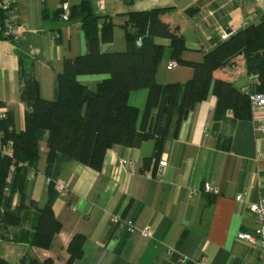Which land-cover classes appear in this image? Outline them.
Returning a JSON list of instances; mask_svg holds the SVG:
<instances>
[{"label":"crops","instance_id":"obj_1","mask_svg":"<svg viewBox=\"0 0 264 264\" xmlns=\"http://www.w3.org/2000/svg\"><path fill=\"white\" fill-rule=\"evenodd\" d=\"M7 1L18 38L12 43L1 37L4 33L0 36V101L4 111L14 114V130L21 132L26 107L20 100L19 57L38 82L40 97L51 101L63 61L84 55L86 39L79 21L62 20L59 0ZM82 1L91 3L100 25L106 19L113 25V41L101 43V53L125 50L130 14L168 10L162 20L179 28L186 50L176 62L169 41L155 39L164 47L155 75L160 86L190 80L193 70L183 62H202L205 53L227 39L225 34L257 24L264 16V0H67L69 16L71 7ZM190 8L198 9L193 16L185 12ZM171 62L176 66L170 67ZM245 69L243 59L229 71L230 77L216 76L231 81L236 90L250 83L256 86L257 78ZM108 77L78 76L77 82L94 91ZM146 98V90L128 96V104L139 113L138 127ZM216 105L212 94L196 104L177 138L166 140L158 158L155 140L144 141L139 134L133 146L108 149L100 171L76 161L66 164L55 181L58 194L52 206L61 231L48 249L35 247L38 215L24 210L19 227L0 229V260L20 264L28 257L66 264L71 238L83 235V255L71 264H259V250L239 241L237 234L253 233L256 227L246 207L264 197V133L257 130L253 118L240 121L227 114L215 123ZM257 114L264 116V111ZM47 152L45 141L40 142L39 162L28 172L22 190L26 207L35 202L41 208L48 202ZM146 158L151 159L148 169L166 161L160 181L142 174ZM120 159L130 164L120 167ZM204 183L217 187L219 194L203 193ZM192 190L200 193L192 197ZM238 194L243 195V203L235 201ZM20 196L14 194L12 208ZM115 215L131 220L134 232L116 228ZM143 228H149L152 236H143Z\"/></svg>","mask_w":264,"mask_h":264},{"label":"trees","instance_id":"obj_2","mask_svg":"<svg viewBox=\"0 0 264 264\" xmlns=\"http://www.w3.org/2000/svg\"><path fill=\"white\" fill-rule=\"evenodd\" d=\"M67 0H59L60 5ZM198 9L185 12L193 16ZM168 10L157 9L132 13L126 25V48L121 52L101 53V43L113 41V25L108 19L100 25L89 1L71 7L69 21H79L86 39V53L71 60H64L62 71L56 77L54 100L40 97L38 82L19 57L18 73L20 100L25 104L24 129L14 130V114L4 111L0 101V229L21 225V212L35 210L38 222L34 228L33 245L48 249L61 225L54 216L52 206L57 198L54 184L66 164L76 161L94 171H100L104 155L114 146H133L136 138L155 140L158 158L166 140L178 136L180 126L192 108L212 94L217 99L214 122L218 123L231 114L234 120L252 119L248 97L236 90L231 81L216 76L221 73L230 77V70L237 61L245 60L249 75L255 72L257 85L253 92L264 93V16L257 24L248 25L233 32L212 50L204 54L200 63L183 62L193 70V77L184 84L160 86L156 83V67L162 58L164 47L155 39L169 41L172 59L186 50V40L178 27L162 20ZM61 11H59L60 15ZM8 25V19L0 8V36ZM15 43L12 38L1 36ZM138 38L141 44L136 45ZM239 69H236L238 71ZM108 75L94 91L81 86L78 76ZM253 76V75H252ZM146 90L147 98L137 126L138 110L128 104L131 92ZM47 148L46 176L48 202L39 208L35 202L29 207L23 203L22 190L28 172L35 169L40 159V142ZM11 146L12 156L2 154ZM151 159L143 160V170ZM26 164L27 166H21ZM14 172L8 179L10 168ZM21 194L18 204L12 208L13 196ZM83 235H74L67 247L66 264L83 255ZM0 264H9L0 260ZM20 264H51L50 260L39 262L23 258Z\"/></svg>","mask_w":264,"mask_h":264},{"label":"built area","instance_id":"obj_3","mask_svg":"<svg viewBox=\"0 0 264 264\" xmlns=\"http://www.w3.org/2000/svg\"><path fill=\"white\" fill-rule=\"evenodd\" d=\"M0 8L5 13L8 19V25L6 30L4 31V36L7 38H12L16 41L18 38V31L16 28L15 21L10 16V4L7 0H0ZM61 8V18L64 21L69 20V6L68 4L62 3L60 5ZM233 32L227 33L224 35V38H228ZM141 44V38H138L136 41V45ZM170 67H175L176 63L171 62ZM240 92L245 94L250 102L251 110H252V118L256 122L257 130L264 133V116H260L257 113L264 111V93H255L253 92V85L247 84L246 86L240 89ZM4 112L0 110V117H4ZM2 154L12 156L11 146L8 145L5 149H3ZM120 167H127L130 164V161L127 159H120L118 162ZM21 166L26 167V164H21ZM166 167V161H159L158 164L151 169L145 170L142 174L148 179H154L160 181L164 175ZM14 172V167L11 166L10 173L8 179L11 174ZM32 175V174H31ZM202 192L208 194L210 196H217L219 194V189L215 186L210 185L209 183H204L202 187ZM200 192L196 190H192L190 195L192 197H196ZM235 201L238 203H243V195L238 194L235 197ZM246 209L254 216L256 227L253 233H245L240 232L237 234V239L242 241L250 246L256 247L259 250V264H264V197L260 198L258 202L248 204ZM112 223L116 228L125 230L128 233H132L135 230V225L131 220L122 219L119 215H115L112 217ZM141 234L145 237H151L152 232L149 228H143L141 230Z\"/></svg>","mask_w":264,"mask_h":264},{"label":"water","instance_id":"obj_4","mask_svg":"<svg viewBox=\"0 0 264 264\" xmlns=\"http://www.w3.org/2000/svg\"><path fill=\"white\" fill-rule=\"evenodd\" d=\"M253 76L255 75V72H253V74H252Z\"/></svg>","mask_w":264,"mask_h":264}]
</instances>
